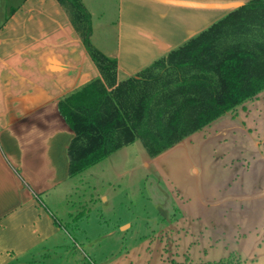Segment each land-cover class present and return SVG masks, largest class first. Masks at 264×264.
Returning <instances> with one entry per match:
<instances>
[{
	"label": "crops",
	"instance_id": "1",
	"mask_svg": "<svg viewBox=\"0 0 264 264\" xmlns=\"http://www.w3.org/2000/svg\"><path fill=\"white\" fill-rule=\"evenodd\" d=\"M248 1L82 0L93 45L117 58L118 82ZM101 76L63 0H0V264H89L67 227L78 209L69 198L75 133L60 101ZM260 95L193 133L206 141L215 135L201 151L214 164L189 163L179 193L171 188L175 211L168 224L139 230L131 219L116 250L118 231L109 218L101 222L100 206L85 221L72 222L81 228L93 264H264V158L255 159L257 143L250 138L254 134L258 145L262 135L264 140V119L262 124L251 114L264 103ZM242 142L251 156L240 179L232 157ZM110 157L86 172H112ZM186 172L193 178L201 173L200 183L186 184ZM148 217L163 219L157 210Z\"/></svg>",
	"mask_w": 264,
	"mask_h": 264
},
{
	"label": "trees",
	"instance_id": "2",
	"mask_svg": "<svg viewBox=\"0 0 264 264\" xmlns=\"http://www.w3.org/2000/svg\"><path fill=\"white\" fill-rule=\"evenodd\" d=\"M63 2L102 74L60 101L75 133L71 176L138 139L156 156L264 92V0H249L120 82L117 58L92 43L82 0Z\"/></svg>",
	"mask_w": 264,
	"mask_h": 264
},
{
	"label": "rangeland",
	"instance_id": "3",
	"mask_svg": "<svg viewBox=\"0 0 264 264\" xmlns=\"http://www.w3.org/2000/svg\"><path fill=\"white\" fill-rule=\"evenodd\" d=\"M260 96L261 101H264V92ZM254 105L250 104L248 109H252ZM251 112L253 118H260V122L263 124L264 103H260ZM240 115L246 117L248 113L245 110H240ZM261 128H258L259 132H262ZM255 137L251 133L250 138H253L254 142L257 143V148L251 151L255 152L256 150L254 153L255 159L259 157L264 158L263 135L261 137L263 141L261 145H258L260 141L255 140ZM212 138L216 139L215 135L210 136L207 142L203 135L192 133L156 156L148 154L143 141L140 139L133 143L135 144L133 151H130V148H126L128 145L122 146L120 151L114 152L110 157L113 166L112 172H102L99 171L100 169L93 172H86L85 170L76 175L71 186L69 198L74 208L76 207L78 209L72 214L71 221L73 223L85 221L86 215L89 214L92 208L95 205L100 206V211H97L98 215L101 212L105 214L101 215L103 216L100 217V220L102 218L101 222H104L105 218H109L108 220L114 224L113 228L118 231V236H113L112 238L113 247H111H117L116 250L119 249V242L122 235L127 234L132 227V225H129L131 219L135 221L133 227L139 230H143V227L147 225L149 227L155 225L160 227L165 226L169 223L168 220L171 219L170 214L175 211L172 205L174 196L171 188H174L179 193L178 189L180 187L178 188L177 186L181 185L180 180H184L185 169H188L189 163L195 161L199 165V168L200 165L214 164L211 157L208 155L203 157L201 155V151L213 140ZM242 144L244 145L245 143L242 142L240 144L239 153H235L232 157H235L236 162H238L235 167H239L236 175L240 179H242L241 177L243 175V162L250 159L251 156V154L247 155ZM195 172L194 178L188 176L186 172V184L192 185L200 183L202 175L200 176L201 173L196 174ZM103 195L108 197L109 200L105 197V201H103L101 199ZM79 209L81 211H78ZM156 210L163 215V219H160V221L158 219V223L155 220H149L148 217L156 215ZM137 217L139 219H136ZM72 222H69L67 227L71 229L72 236L77 240L80 254L83 255V260L88 261L89 264H93L94 256H92L93 254L91 252L87 251V241L84 238V234L80 231L81 228L76 229ZM92 223L91 225H93ZM121 223H128V225L122 229V226H120ZM108 230L106 229V232ZM101 233L103 234V231ZM101 237L104 236H100L99 238ZM95 238H98V235ZM106 242L108 241L106 240ZM106 246L103 244L101 249L103 250L104 248L105 251ZM100 252L103 254V251ZM105 253L107 254V251Z\"/></svg>",
	"mask_w": 264,
	"mask_h": 264
}]
</instances>
